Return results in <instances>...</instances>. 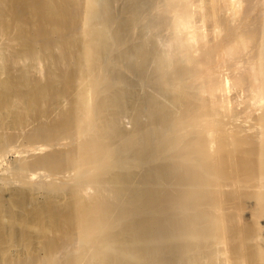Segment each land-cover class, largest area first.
<instances>
[{
  "label": "bare ground",
  "instance_id": "1",
  "mask_svg": "<svg viewBox=\"0 0 264 264\" xmlns=\"http://www.w3.org/2000/svg\"><path fill=\"white\" fill-rule=\"evenodd\" d=\"M111 39L132 40L123 55L158 97L106 93ZM124 138L136 167L117 166ZM12 151L44 170L45 196L0 187V264H35L39 247L41 264H264V0H0ZM72 171L84 190L64 186Z\"/></svg>",
  "mask_w": 264,
  "mask_h": 264
},
{
  "label": "rangeland",
  "instance_id": "2",
  "mask_svg": "<svg viewBox=\"0 0 264 264\" xmlns=\"http://www.w3.org/2000/svg\"><path fill=\"white\" fill-rule=\"evenodd\" d=\"M112 13L116 19H119L122 16V14L115 9L112 10ZM109 36L112 37V30L109 31ZM131 42L132 40L128 43L119 44L111 39V51L104 59L101 60L100 63L102 67V77L106 83L105 85H107L108 88L106 93L109 95L113 94L114 89L117 87L124 88L127 90V92L133 94L137 93L139 95H146L148 93L150 95H155L158 97L159 94L155 91V89L151 88L153 86H147L146 82L144 81L149 76V73L147 72L145 76L137 73L130 67V57L123 55L124 49L126 50ZM176 62L177 64H182L180 60H177ZM46 66V62H42L39 67H33V69H31L30 71L31 80L35 82L38 79H44L46 75ZM126 71L129 75L126 73ZM136 119L137 111L133 107H130L124 113H121L117 110L116 114L112 119L110 118L109 121H112L119 130H122L124 126H128L129 128L131 126V128L133 129ZM141 119L143 121H146V115L142 116ZM83 120H85V118ZM126 120L128 122H126ZM31 128H34L33 123L29 127H27L26 130H30ZM14 134L17 135L16 141L12 144V146H10V144L8 145V147L10 146L9 149L15 150L21 146H25L26 140L24 139V132L14 131ZM87 135H90L89 132H87L86 134H82L81 136L87 137ZM151 135L152 134H150V136ZM132 149L133 148L131 146V140L128 138H124L121 144L113 146L118 168L126 169L137 166L139 161L133 158V155L136 154V150L134 151ZM148 155H151V152H148ZM26 158V153L16 151L9 152L4 157H0V187H18L20 186V183H22V185L24 183L25 186L30 190V193L38 201H42L45 196V191L42 188L38 187V185L40 179L44 178V176L42 175V173H44V170L24 168L22 164ZM141 166L142 168H139L141 169L140 171L142 173L146 172L147 167L144 164ZM2 179H6L7 183H3ZM62 182L67 189L74 190L76 192L84 190V188L86 187V185L81 182V180L78 178V176L75 175V172L73 171L69 172ZM88 187L91 189V191H95V187ZM44 256L45 254L43 252V249L39 247L31 254V256H29V258L33 257L35 264H41L40 262L44 259Z\"/></svg>",
  "mask_w": 264,
  "mask_h": 264
}]
</instances>
